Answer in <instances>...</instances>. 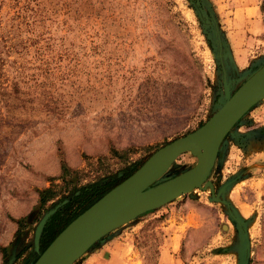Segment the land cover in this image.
Wrapping results in <instances>:
<instances>
[{
    "label": "rangeland",
    "instance_id": "obj_1",
    "mask_svg": "<svg viewBox=\"0 0 264 264\" xmlns=\"http://www.w3.org/2000/svg\"><path fill=\"white\" fill-rule=\"evenodd\" d=\"M213 26L232 91L264 61V0H0V264H30L45 211L116 181L215 111ZM194 162L182 152L162 179ZM206 180L212 191L141 213L72 264L102 259L109 242L134 264H156L159 250L161 264H264V98L222 138Z\"/></svg>",
    "mask_w": 264,
    "mask_h": 264
},
{
    "label": "water",
    "instance_id": "obj_2",
    "mask_svg": "<svg viewBox=\"0 0 264 264\" xmlns=\"http://www.w3.org/2000/svg\"><path fill=\"white\" fill-rule=\"evenodd\" d=\"M213 29L223 91V99L218 100L215 111L194 130L157 147L129 175L71 219L44 249L38 252L42 228L59 204L45 211L34 227L32 245L38 254L30 264H72L101 236L141 213L194 188L204 189L208 186L212 191V184L206 177L213 165L220 141L251 106L264 98V61L235 89L230 90L219 32L216 26H213ZM182 152H189L195 157L194 164L183 171L193 172L192 176L176 186L141 195L158 183L170 179H162V175ZM221 201L224 203V200ZM132 204H135V208L130 210L129 215L121 218L122 213ZM11 259L12 257L8 264H11Z\"/></svg>",
    "mask_w": 264,
    "mask_h": 264
},
{
    "label": "trees",
    "instance_id": "obj_3",
    "mask_svg": "<svg viewBox=\"0 0 264 264\" xmlns=\"http://www.w3.org/2000/svg\"><path fill=\"white\" fill-rule=\"evenodd\" d=\"M134 169L135 168H132L131 170L127 171L122 177H120L114 182L103 183V184L95 182L77 189V194L73 195L72 199L66 204H64L62 212L59 211L55 212L49 219L50 224L46 225L43 228L39 239V250L40 251L43 250L44 247L48 244V242L60 231V229H62L78 213H80L83 209H85L88 205H90L94 200H96L99 196H101L104 192H106L110 187H112L120 180H122L124 177L129 175ZM48 191H49L48 188L39 191V195H38L39 204L45 203V201L50 198V196L48 198L47 197L48 195H46ZM70 207H73V209H71ZM59 214H62V216L65 215L64 219L62 220L63 224L57 231L53 232L51 231L52 227H50L51 221L56 218L61 220V218L63 217H58Z\"/></svg>",
    "mask_w": 264,
    "mask_h": 264
},
{
    "label": "crops",
    "instance_id": "obj_4",
    "mask_svg": "<svg viewBox=\"0 0 264 264\" xmlns=\"http://www.w3.org/2000/svg\"><path fill=\"white\" fill-rule=\"evenodd\" d=\"M96 252V255H103V258L98 261H87L86 264H134L138 260V256L122 244L115 246L109 242L102 245ZM158 252L156 264H161L164 253L160 250Z\"/></svg>",
    "mask_w": 264,
    "mask_h": 264
},
{
    "label": "bare ground",
    "instance_id": "obj_5",
    "mask_svg": "<svg viewBox=\"0 0 264 264\" xmlns=\"http://www.w3.org/2000/svg\"><path fill=\"white\" fill-rule=\"evenodd\" d=\"M192 174H193V172H191V173L190 172H188V173L187 172H181L175 176L173 175L174 177L170 176V179L166 180L165 182L158 183L157 185L153 186V188L148 189L145 192H143L141 195L150 194V193H153L156 191H162L165 188L176 186L179 183L190 178L192 176ZM133 208H135V204L130 205L129 208L122 213L121 218H124L127 215H129L130 210Z\"/></svg>",
    "mask_w": 264,
    "mask_h": 264
}]
</instances>
